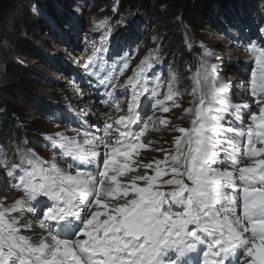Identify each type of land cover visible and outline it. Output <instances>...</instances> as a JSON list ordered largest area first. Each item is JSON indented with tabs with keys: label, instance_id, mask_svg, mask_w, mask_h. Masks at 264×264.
<instances>
[{
	"label": "snow or ice",
	"instance_id": "6c2138e0",
	"mask_svg": "<svg viewBox=\"0 0 264 264\" xmlns=\"http://www.w3.org/2000/svg\"><path fill=\"white\" fill-rule=\"evenodd\" d=\"M229 22L244 34L243 22ZM92 30L99 40L83 72L108 118L100 127L89 108L78 126L47 136L49 159L19 143L11 158L0 151L20 193L0 197V264H264V20L241 45L245 103L207 45L181 91L179 74L158 68L159 52L132 67L106 20ZM184 95L187 127L155 117ZM157 122L177 133L168 148L144 141Z\"/></svg>",
	"mask_w": 264,
	"mask_h": 264
},
{
	"label": "rangeland",
	"instance_id": "374dc122",
	"mask_svg": "<svg viewBox=\"0 0 264 264\" xmlns=\"http://www.w3.org/2000/svg\"><path fill=\"white\" fill-rule=\"evenodd\" d=\"M257 1L258 11H250L251 15H248L241 9V21L232 20L237 24L243 22V35L238 28H233L231 23L221 28V31L210 28V25L207 26V30L201 31H194L187 25L183 26L182 45L189 54L192 53L191 60H194V64L197 62L201 44L220 54L221 60L213 62L221 64L219 75L234 86L233 99L237 103L252 100L251 96L241 99L238 94L247 91L245 83H242L245 77L241 75L242 72L247 71L243 68L247 57L241 45L247 43L248 36L258 39L255 34L257 21H259L258 25L262 21L259 12L264 15V0ZM120 2L121 0H111L106 3L98 0H60L58 3H52L53 9L49 14L53 12L50 16L42 11L40 5H37L38 0H0V107H3L1 110L8 111L5 106L8 105L13 110L11 116L16 120V126L23 127L30 136L47 137L55 131L78 126L81 123L78 118L84 116L87 109L92 108L95 112L94 106L87 104L89 102L87 98L92 99V102L95 100L96 88L89 87L88 77L80 64H84L83 62H86L94 51L91 41L94 39L98 41L99 33L92 29L94 23H98L101 19L107 21L112 33L120 38L122 44L127 41L124 54H131L132 67H135L149 52L154 54L159 52L161 64L158 68L161 72L166 74L169 70L176 71L181 81L180 90L184 91L189 87L184 81L189 76L187 69L194 65L188 56V59L182 62L184 52L181 51L173 27L170 30L164 26L166 31L162 32L163 28L159 23L148 29L144 20L128 21V18L135 20L139 18L118 16ZM28 11L40 17L43 23L40 31L32 37H28L16 28L18 25L16 21L26 17ZM124 26L127 27L125 31ZM124 37L128 39L125 40ZM189 42L193 45L191 49L187 47ZM29 45L35 46V55H28ZM76 52L81 53L83 60L80 56L75 59ZM108 54L105 53V57ZM20 69H24L25 74H22ZM127 75H131V69ZM126 76L121 79H126ZM82 100L85 102L80 104ZM190 100L191 97L184 95L179 101L182 107L174 108L169 113L156 111L155 117L167 118L171 120L172 125L187 127L188 118L180 119V117L183 116L184 108L189 106ZM149 115L152 113L149 112ZM91 120L94 121V116ZM97 125L103 126L102 123ZM157 128L158 131L150 130L144 141L146 143L152 141L153 147L168 148L172 137L177 133L171 132L158 122ZM30 140L33 146L37 145V139ZM23 143L24 141L19 142L21 145ZM16 145L17 143L15 147ZM0 151H6L8 154L3 144H0ZM36 152L44 159H49L53 155L48 147L38 149ZM144 155L146 158H151L148 155L162 158V153L154 151H147ZM7 180L8 177L0 171V197L7 195L8 202H11L13 198H18L20 193L11 189L6 183ZM24 234L30 235L27 232Z\"/></svg>",
	"mask_w": 264,
	"mask_h": 264
},
{
	"label": "trees",
	"instance_id": "16d2710c",
	"mask_svg": "<svg viewBox=\"0 0 264 264\" xmlns=\"http://www.w3.org/2000/svg\"><path fill=\"white\" fill-rule=\"evenodd\" d=\"M38 1L39 3L37 5L42 7V11L49 14V11L53 9L52 3H58L60 0ZM98 1L106 3L111 0ZM257 4V0H121L117 14L118 16L127 15L128 17H138L139 19L136 20L128 18V21L133 20V22H137L138 20H144L148 29H151L156 23L162 25V32L166 31L164 26L170 30L173 27L172 30L178 43L181 45V51L184 52V59L182 62H184L185 59L187 60L188 56L192 64L195 65L193 63L194 60H191L193 57L192 53L189 54L186 47L182 45L184 25H187L194 31L207 30L208 25H210L212 29L221 31V28H225V26L230 24L229 21L241 16V9L248 15H251L250 11H258ZM52 12L53 11H51V13ZM51 13L49 14L50 16ZM259 14L263 20L264 15L260 12ZM25 16L26 17L16 21V24H18L16 28L28 37H32L36 32L40 31V27L43 25L42 19L36 14L29 13V11ZM46 28L48 27L46 26ZM125 28L127 27L124 26V31L126 30ZM162 32L160 30V33ZM113 37V40L117 38L116 35ZM124 39L128 38L124 37ZM34 48V45L28 46L27 53L29 56L35 55L36 52ZM196 51L199 52L198 49H196ZM24 53H26V50H24ZM168 53L171 54L170 51H168ZM20 71L22 74H25L24 69H20ZM5 106L9 109L8 111L6 109L1 110L3 107H0V144H3L4 149L8 151L9 158L12 157L15 143L24 141L23 145L25 146L37 150L43 149V146L48 143L44 135L41 137L28 135L29 133L25 132L23 127L16 126V120L11 116L13 115V110H11L8 105ZM31 138L37 139V145L33 146L30 140Z\"/></svg>",
	"mask_w": 264,
	"mask_h": 264
},
{
	"label": "bare ground",
	"instance_id": "6f19581e",
	"mask_svg": "<svg viewBox=\"0 0 264 264\" xmlns=\"http://www.w3.org/2000/svg\"><path fill=\"white\" fill-rule=\"evenodd\" d=\"M79 56H80V59H82V55H81V53L80 52H76V58L75 59H78L79 58ZM83 60V59H82ZM77 62V61H76ZM80 62H83V61H80ZM84 63V62H83ZM80 66L81 67H83V64H80ZM84 90H86L85 88H84ZM96 92H97V90H96ZM99 95L102 97L103 96V91L102 90H100L99 91ZM95 100L92 102V99L90 100V98L88 97L87 98V101H89V102H87V104L88 105H90L91 104V106L93 105L94 106V109H95V115H94V121H95V123L96 124H99V123H101L103 120H105V119H107L108 117H106V116H104L103 115V112H104V108H103V106L102 105H100L99 104V102H98V98H97V94L95 95V98H94ZM83 102H85L84 100H82V101H80L79 103L81 104V103H83ZM116 114H113V116H115ZM145 156V155H144ZM149 157H152V155H148Z\"/></svg>",
	"mask_w": 264,
	"mask_h": 264
}]
</instances>
